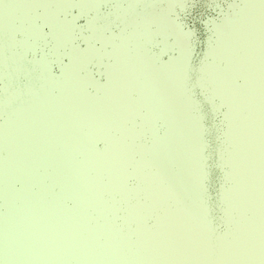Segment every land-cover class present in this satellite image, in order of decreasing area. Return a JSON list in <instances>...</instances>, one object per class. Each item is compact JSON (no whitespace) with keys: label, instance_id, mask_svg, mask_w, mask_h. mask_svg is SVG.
<instances>
[{"label":"rangeland","instance_id":"374dc122","mask_svg":"<svg viewBox=\"0 0 264 264\" xmlns=\"http://www.w3.org/2000/svg\"><path fill=\"white\" fill-rule=\"evenodd\" d=\"M114 1L106 15L123 26L95 46L111 73L87 83L25 59L43 36L37 16L51 37L65 21L57 0H0V264H264V0L231 2L219 20L207 18L210 59L196 70L226 105L222 231L200 211L201 120L188 104V29L179 24L185 7L204 0ZM159 36L162 50L178 51L164 61L151 47ZM20 72L28 81L12 88Z\"/></svg>","mask_w":264,"mask_h":264},{"label":"snow or ice","instance_id":"6c2138e0","mask_svg":"<svg viewBox=\"0 0 264 264\" xmlns=\"http://www.w3.org/2000/svg\"><path fill=\"white\" fill-rule=\"evenodd\" d=\"M183 2L194 5L196 0H183ZM112 6L108 0H57L56 7L63 9L67 17L57 34L47 38L43 52L37 53L42 71L46 74L58 66L64 76L74 75L87 83L95 82L98 76L109 77L111 67L96 54L94 42L111 26V19L106 13ZM183 11L187 13V7ZM179 24L182 28L186 27L183 23ZM43 30L47 32V26ZM185 35L187 37L186 68L191 77L195 71L192 61L196 55L198 34L194 28L188 27ZM203 95L193 79L188 89V104L199 114L203 138L198 169V198L202 215L211 222L215 219L219 195L214 187L216 126L212 123L213 110L208 108L207 102L202 98Z\"/></svg>","mask_w":264,"mask_h":264},{"label":"water","instance_id":"95a60500","mask_svg":"<svg viewBox=\"0 0 264 264\" xmlns=\"http://www.w3.org/2000/svg\"><path fill=\"white\" fill-rule=\"evenodd\" d=\"M108 2L113 5L108 12L112 11L115 7V1L114 0H108ZM231 2H235L237 4L241 3V0H213L212 3L208 0H204L203 2H200L199 5H197L192 11H189L190 15H187L186 13H184V11H181V14L189 16V19L187 22H184L183 24L186 25V27H184L183 29H188L189 27V23H193V20L195 19L196 22L198 23V43H197V48H196V55L193 58V65H194V69L195 71L191 74L190 82L192 84L193 79L197 82V84L199 85L200 90L204 93L203 95V99L207 102V106L208 108L213 110V120L212 123L216 126V131L214 134V147H215V174H214V187L216 190H218L219 195L217 197L218 199V207L215 213V219H214V226L215 229L217 231H222L223 229H225L226 224L225 221L223 219V204H222V199H221V187L222 184L224 182L225 179V170H226V166L224 165V163L221 162L220 159V154H219V149L220 146H225L223 142L224 139V129H225V110H226V105L225 103H223L219 97L217 95H212L211 93L209 94V88L206 85H203L201 83H199L196 78H197V73L196 70H198L199 65L202 61H204V59H210L207 56H205V52L207 49V44H208V38L212 33V23L207 21V18H216V19H220L221 16L223 15V12H225L227 10V7L229 5V3ZM204 5L203 7L201 6ZM188 6L190 5V3L187 4ZM140 6V4H139ZM180 8V7H179ZM205 9H207L205 11ZM42 7L38 6L37 7V11H41ZM176 15V14H175ZM173 15V17L175 16ZM60 17H67V13L65 11H60L59 13ZM37 18V23L40 25V27L42 28V30L44 29L45 26H47V32H45L43 30V36L42 38L37 42L36 44V49L34 50H29V51H24L25 54V59L29 62V63H33V58H38L37 53L39 52H43V48L45 46V44L47 43V38L51 37L50 34V25L49 23H47L46 21H44L41 17H36ZM176 19L178 20V18L176 17ZM180 20V19H179ZM178 20V21H179ZM18 23V21H17ZM122 23L120 21V19H117L116 21H113L111 26L108 28V32L109 33L111 30H113V28L115 30L113 31H119V29L122 28ZM23 33L22 31L18 30L17 31V38L22 37ZM4 37V34L2 33V31L0 32V44L2 43V39ZM25 37H28V34L25 33ZM2 38V39H1ZM161 37H156L154 42L151 43V47L152 49H155L159 52V54L161 55V60H166L170 57V55H175L177 54V47H170L169 49H166L165 51L161 49V41H160ZM32 40V39H30ZM172 40V37H170L169 41ZM95 46H99L101 44L100 40L97 39L96 42H94ZM16 50H21L23 49V47L20 44H13L12 45ZM10 48H7V51L5 52V55L7 56L10 52L9 50ZM107 58V56L105 57ZM105 60V59H104ZM106 61V60H105ZM67 61H65L66 63ZM32 66H30L31 68ZM54 75L59 76L61 75V70L60 68L57 66L55 67L52 71H51ZM96 79L100 82H104L106 80V76L105 77H96ZM241 77L238 76V81H241ZM14 86H12V88H16V87H23L26 85L27 81H28V76L24 73V72H20V73H16L15 77H14ZM87 89L91 92L94 93L96 92V88L89 84ZM58 89L56 87H54L53 92H57ZM0 93L3 97H5V88H4V79L2 77H0ZM8 93V92H7ZM5 94V95H4ZM208 95H210V97L212 98V101L215 102V106L213 107L211 105L210 99L208 98ZM19 101L15 100V103L17 104ZM6 118V112L3 109H0V129L2 127V121H4V119ZM158 126L162 129V123L161 121H158ZM143 139L144 140H148L150 139V132L148 130H145L143 133ZM96 145L97 147H103L104 145V141L102 139H97L96 140ZM6 153L5 150L2 151V154L4 155ZM127 181L129 182L130 185H135L137 183V179L134 175H129L127 177ZM14 186L16 188H19L20 186V181L19 180H15L14 182ZM59 189L58 186H56L54 188V191L57 192ZM216 193L214 192V195ZM144 198V195L141 194V199ZM66 201L68 204H71L73 201L70 197H66ZM123 205H120L119 208L117 209V212H115V218L117 220V222H121L122 221V214H123ZM0 210L3 211L5 210V204L3 203V199L0 197ZM154 221V215H149L148 216V223H152Z\"/></svg>","mask_w":264,"mask_h":264}]
</instances>
